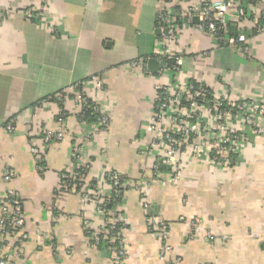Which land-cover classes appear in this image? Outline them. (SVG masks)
<instances>
[{"label":"crops","instance_id":"1","mask_svg":"<svg viewBox=\"0 0 264 264\" xmlns=\"http://www.w3.org/2000/svg\"><path fill=\"white\" fill-rule=\"evenodd\" d=\"M244 1L247 17L232 18L229 34L247 44L218 47L185 26L173 52L218 95L264 103V35L255 30L264 27V0ZM41 7L44 23L27 16ZM159 7V0H0V220L10 190L25 220L0 235V258L11 256L6 264H114L103 246H93L104 223L96 212L101 196L57 193L61 174L75 169L73 148L90 131L73 100L65 104V140L44 150L46 172L31 152L35 144L43 150L40 131L56 130L62 109L54 101L34 106L76 83L110 117L86 150L95 173L114 170L128 183L115 208L124 264H264V139L249 135L233 168L188 160L177 182L168 168L156 180L157 156L143 151L155 87L167 82L147 64L157 51ZM135 60L144 64L134 68ZM8 170L15 172L10 181ZM163 223L173 248L166 253Z\"/></svg>","mask_w":264,"mask_h":264},{"label":"built area","instance_id":"2","mask_svg":"<svg viewBox=\"0 0 264 264\" xmlns=\"http://www.w3.org/2000/svg\"><path fill=\"white\" fill-rule=\"evenodd\" d=\"M159 3L157 30L160 36L154 59L160 62L158 75L167 82L155 87V101L149 121L152 137L143 150L157 156L154 177L159 180V171L166 167L171 170V182H177L186 162L196 159H204L224 169L233 168L236 158L250 143L251 136L264 139V103L254 99L218 95L203 80L186 73L184 57L173 52V45L177 42L181 27L185 26L194 27L200 34L210 36L218 47L247 44L244 35H239L238 38L230 36L229 24L234 17L245 20L248 7L244 0H159ZM43 10L42 7L39 10L30 8L27 16L44 23ZM255 30L264 35V27L258 26ZM245 50L248 51L247 48ZM143 64V60H135L131 65L137 68ZM69 100H73L79 108V123L89 127L90 131L73 148L72 162L75 169L61 174V186L57 193L80 195L83 198H88L91 193L101 196L96 212L104 223L101 235L95 237L93 246H103L111 254L114 264H124L127 255L122 233L123 223L115 208L121 206L128 183L114 170L95 173L94 163L86 154L87 147L95 138L109 129L110 117L108 112L84 93L83 84H72L61 91L54 101L63 105L58 117V128L54 131H40L43 150L36 144L31 148L32 154L38 159L37 170L41 173L47 171L44 150L66 138L65 104ZM48 102L51 100L37 103L33 109L39 110ZM89 110L97 115L96 121L79 119L80 115ZM7 130L13 131L14 128L8 125ZM14 176L13 170H8L5 174L9 181ZM3 212L0 235L7 236L24 226L22 202L15 191L8 192ZM89 224L88 221L85 222L87 228ZM161 226L163 253L170 252L173 248L166 242L168 228L164 223ZM210 238L214 239L212 236ZM10 258L11 256H3L0 264H6Z\"/></svg>","mask_w":264,"mask_h":264},{"label":"trees","instance_id":"3","mask_svg":"<svg viewBox=\"0 0 264 264\" xmlns=\"http://www.w3.org/2000/svg\"><path fill=\"white\" fill-rule=\"evenodd\" d=\"M229 26H230V24H229ZM81 84H83V83H81ZM59 94H60V92L57 93V94H55V95H52V96H50V97H48V98H45L44 100L40 101L39 103H41V102H43V101H45V100H47V99H50L51 101H55V100L58 99ZM71 97H72V96H70V98H71ZM62 98H66V97H62ZM59 105H60V107L62 108L63 105H62L61 103H60ZM79 119H81V120H85V121H87V122H92V121H96V119H97V115L93 114V113L89 110V111H87L86 113H84L83 115H80V116H79Z\"/></svg>","mask_w":264,"mask_h":264},{"label":"water","instance_id":"4","mask_svg":"<svg viewBox=\"0 0 264 264\" xmlns=\"http://www.w3.org/2000/svg\"><path fill=\"white\" fill-rule=\"evenodd\" d=\"M148 68L149 70L154 73V74H158L159 73V70H160V62L156 59H150L148 61ZM163 168H166V167H163Z\"/></svg>","mask_w":264,"mask_h":264}]
</instances>
